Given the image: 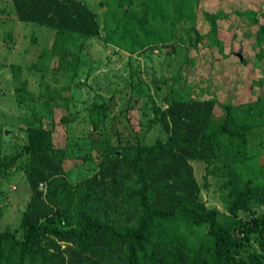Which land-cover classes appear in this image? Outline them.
Returning a JSON list of instances; mask_svg holds the SVG:
<instances>
[{
  "label": "trees",
  "instance_id": "obj_1",
  "mask_svg": "<svg viewBox=\"0 0 264 264\" xmlns=\"http://www.w3.org/2000/svg\"><path fill=\"white\" fill-rule=\"evenodd\" d=\"M149 1L154 9L155 2ZM170 1L179 22L186 16L185 9L192 4L199 7L202 0ZM142 2L144 10L134 22L143 30L149 5ZM262 2L246 0V12L241 13L254 25L258 69H264V21L259 20L264 13L258 12ZM11 3L19 21L52 29L50 51H59L60 58L70 54L65 46L71 34L89 38L100 33L96 14L83 0ZM227 6L223 3L211 12L201 7L208 32L191 37L188 26L184 29L187 45L195 47L204 37L215 44L216 21L228 17ZM132 15L131 10L123 11L121 38ZM237 63L241 67L234 77L241 84L247 81L246 59ZM19 71L15 67L16 80ZM18 83L16 100L31 99L26 81ZM247 84L258 87L252 99L243 97L225 105L213 93L197 97L169 91L160 104H151L131 134L116 129L109 101L92 103L88 142L101 151L93 171L73 183L64 176V150L52 143L51 121L25 125L20 151L0 160L4 167L11 166L24 155V177L30 189L18 223L20 234L0 230V264H264V89L259 77ZM161 86L155 85V90ZM62 89L67 88L48 91L41 101L46 108L51 102L67 107ZM135 102L128 97L118 115L133 109ZM47 112L50 117L51 111ZM153 131L156 135L151 137ZM192 160L204 162L202 187L209 177L220 180L226 213L207 207L200 198ZM251 206L260 211L241 217L240 211Z\"/></svg>",
  "mask_w": 264,
  "mask_h": 264
},
{
  "label": "rangeland",
  "instance_id": "obj_2",
  "mask_svg": "<svg viewBox=\"0 0 264 264\" xmlns=\"http://www.w3.org/2000/svg\"><path fill=\"white\" fill-rule=\"evenodd\" d=\"M83 2L96 14L100 33L89 38L71 34L65 46L70 54L60 58L59 51L54 54L50 51L52 29L19 21L11 0H0V160L20 151L25 125H45L51 121L52 143L64 150V176L68 183H73L93 171L101 151L100 146L88 142L92 129L88 109L92 103L109 101L112 105L109 116H114V126L121 134H131L151 104H160L162 96L169 91L197 97L213 93L225 105L255 96L258 87L248 86L250 78H262L260 87L264 89V69L254 66L251 33L254 25L248 23L247 15H241L246 12V0H202L199 7L192 4L190 9H185L186 16L179 22L175 20L170 0H153L154 9L145 0L149 9L145 11L147 24L143 30L134 22L144 10L142 0ZM223 3L229 6L228 17L216 21V43L209 44L208 35L207 42L204 37L195 47L188 46L184 29L191 27L188 33L191 37L197 32L207 33L208 21L202 8L211 12ZM229 3L239 11H232ZM259 8L258 12L264 13V0ZM125 9L133 12V19H128L129 30L121 38ZM259 20L264 21L261 17ZM242 58L246 59L243 71L247 81L240 84L234 75L241 67L237 60ZM15 67L20 69L18 80L13 77ZM23 79L33 97L18 102L15 87ZM159 84L162 86L155 90ZM61 87L67 88L62 89L67 107L51 102L46 108L41 101L46 99L48 91L55 92ZM128 97L136 100L134 108L118 115V110L126 107ZM47 109L51 111L50 117ZM24 161L25 156L21 155L11 166L0 164V230L9 229L16 236L20 234L18 223L30 194ZM189 162L200 185L202 201L207 207L226 213L224 192L218 186L220 180L209 177L208 185L202 187L204 162ZM43 188L44 184L40 186ZM252 211L258 213L260 207L251 206L249 211H240V216L247 217ZM249 248L254 250L255 245Z\"/></svg>",
  "mask_w": 264,
  "mask_h": 264
},
{
  "label": "built area",
  "instance_id": "obj_3",
  "mask_svg": "<svg viewBox=\"0 0 264 264\" xmlns=\"http://www.w3.org/2000/svg\"><path fill=\"white\" fill-rule=\"evenodd\" d=\"M40 186H41V184L39 183V184H38V187L40 188Z\"/></svg>",
  "mask_w": 264,
  "mask_h": 264
},
{
  "label": "water",
  "instance_id": "obj_4",
  "mask_svg": "<svg viewBox=\"0 0 264 264\" xmlns=\"http://www.w3.org/2000/svg\"><path fill=\"white\" fill-rule=\"evenodd\" d=\"M238 54V53H237Z\"/></svg>",
  "mask_w": 264,
  "mask_h": 264
}]
</instances>
